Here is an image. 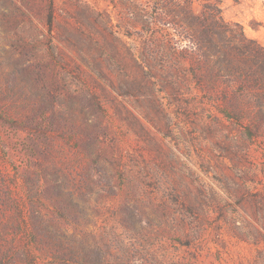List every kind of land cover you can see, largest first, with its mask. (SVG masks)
I'll use <instances>...</instances> for the list:
<instances>
[{"label":"rangeland","instance_id":"374dc122","mask_svg":"<svg viewBox=\"0 0 264 264\" xmlns=\"http://www.w3.org/2000/svg\"><path fill=\"white\" fill-rule=\"evenodd\" d=\"M161 1L0 0V264H264V126Z\"/></svg>","mask_w":264,"mask_h":264},{"label":"trees","instance_id":"16d2710c","mask_svg":"<svg viewBox=\"0 0 264 264\" xmlns=\"http://www.w3.org/2000/svg\"><path fill=\"white\" fill-rule=\"evenodd\" d=\"M223 2L162 0L155 24L157 28L167 25L177 29L183 40H188L201 53L208 66L226 64L235 77L242 78L247 84L246 95L233 101V111L239 120H249L253 128L260 129L264 126V45L233 33L231 24L224 18ZM228 34L231 36L227 43L217 40Z\"/></svg>","mask_w":264,"mask_h":264}]
</instances>
